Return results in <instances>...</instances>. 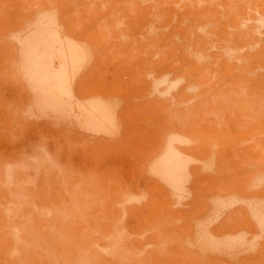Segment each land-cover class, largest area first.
<instances>
[{
  "label": "rangeland",
  "instance_id": "1",
  "mask_svg": "<svg viewBox=\"0 0 264 264\" xmlns=\"http://www.w3.org/2000/svg\"><path fill=\"white\" fill-rule=\"evenodd\" d=\"M263 211L264 0H0V264H264Z\"/></svg>",
  "mask_w": 264,
  "mask_h": 264
},
{
  "label": "bare ground",
  "instance_id": "2",
  "mask_svg": "<svg viewBox=\"0 0 264 264\" xmlns=\"http://www.w3.org/2000/svg\"><path fill=\"white\" fill-rule=\"evenodd\" d=\"M54 25V24H53ZM42 31V30H41ZM57 35H58V32L56 33ZM51 35V34H50ZM59 36V35H58ZM60 37V36H59ZM52 38V37H51ZM55 38H56V36H55ZM55 38H53V39H55ZM64 40H65V38L64 37H62ZM45 40H47V39H44V41ZM56 40V39H55ZM62 40V39H61ZM61 40H59V41H61ZM67 40H68V38H67ZM57 41V40H56ZM59 41H57V42H59ZM52 42H54V41H52ZM48 43V42H47ZM44 44L45 45H47L46 44V41L44 42ZM52 44V43H51ZM55 44V42L53 43V45ZM80 44V43H79ZM52 45V46H53ZM77 45V44H76ZM75 44H63V43H59L58 44V50H57V48H56V50L58 51H56L57 53H59L60 52V55L62 56V60L63 61H65V60H69L68 59V55L71 57H69L70 58V60L73 62V63H75V61L77 60V59H79V58H75L76 56L77 57H79L77 54H78V52H77V50L80 48V47H78V46H76ZM82 46V45H81ZM38 47V46H37ZM40 47H42V46H40ZM54 47V46H53ZM48 48H51V47H48ZM55 49V48H54ZM38 50H40V49H38ZM33 51V50H32ZM44 52L46 51L45 50V48H44V50H43ZM84 51H85V53L87 52L85 49H84ZM44 52H40V51H38L37 53H36V55L34 54V56L36 57L34 60L35 61H33L32 60V62H34V65L33 66H35V70L33 69V70H30V71H32V73H33V75H35L34 76V78H35V81H33L31 84H38V83H40V86H42L43 84V80L45 79V76H47V75H45L44 74V76H43V73H42V71H47V68H46V70H43V69H45V67L46 66H48V65H50V64H48V65H46V63L47 62H45V64L44 65H46L44 68H43V66L41 65V59H40V56H42V54L44 53ZM227 52V51H226ZM34 52H32V53H30V54H33ZM46 53V52H45ZM52 53V52H51ZM229 53V52H228ZM54 54H55V52H54ZM48 55V54H47ZM28 56V55H27ZM51 56H54V55H51ZM51 56L49 57V58H51ZM43 57H46V58H43V59H45V61L47 60V56H45V54H44V56ZM54 58V57H53ZM84 58V57H83ZM26 59V58H25ZM55 59V58H54ZM81 59H82V57H81ZM61 60V59H60ZM61 60V61H62ZM199 60V59H198ZM31 61V60H30ZM50 61L51 60H49L48 61V63H50ZM62 61V62H63ZM52 62V61H51ZM72 62H70V63H72ZM68 63V62H67ZM73 63H72V65H73ZM52 65V64H51ZM62 65V64H61ZM61 65H59V66H61ZM64 65H65V63H64ZM64 65H62V66H64ZM68 65H70V64H68ZM74 65H76V64H74ZM66 66V65H65ZM28 67V66H27ZM48 67H50L51 68V66H48ZM75 67V66H74ZM29 69H32V68H30V67H28ZM53 68V67H52ZM60 68V67H59ZM59 68H55V69H59ZM67 68V67H66ZM61 70H63L64 71V69L63 68H60ZM66 70H68V69H66ZM48 71H49V69H48ZM62 71V72H63ZM58 72V71H57ZM32 73H31V77L33 76L32 75ZM36 73V74H35ZM51 73H52V71H51ZM51 73H48V74H50L51 75ZM54 73H55V71H54ZM64 73H66V75H67V72H64ZM63 73V74H64ZM71 73V72H70ZM53 77H54V79H53ZM53 77H50V78H52V79H47L48 78V76H47V80H52V81H55L56 83H59V84H62V85H64L65 83H66V79H65V77L66 76H63L61 73H59V74H53ZM44 78V79H43ZM67 78V77H66ZM71 79V78H70ZM30 80H31V78H30ZM32 80H33V78H32ZM71 81V80H70ZM176 81V80H175ZM42 82V83H41ZM45 82H47V81H45ZM50 82L51 81H49V82H47V84L49 83L50 84ZM54 82V83H55ZM55 83V84H56ZM42 84V85H41ZM48 84V85H49ZM71 84H72V82H71ZM71 84H69V86H67L66 88H68V87H71L70 85ZM39 85V84H38ZM47 85V86H48ZM57 85V84H56ZM68 85V84H67ZM50 86H52V85H50ZM59 86V85H58ZM29 87L34 91V89L35 88H37L36 86H30V84H29ZM56 87V86H55ZM62 87V86H61ZM72 87H73V91H74V86H73V84H72ZM60 88V87H59ZM44 89V88H43ZM48 89V90H47ZM47 89H46V92L44 91V92H42L43 94L44 93H46L47 95H46V99H47V105L48 106H55L56 107V104H59L58 102H60V104H61V100H62V98L67 94L68 95V91L66 92V90H65V88H60L59 90H57V91H54V92H50V93H48L49 91H51L52 90V88H51V90H50V88H48L47 87ZM45 90V89H44ZM43 91V90H42ZM48 91V92H47ZM71 92H72V89H71ZM37 93V92H36ZM74 92H72V94H73ZM37 95V94H36ZM75 95H76V93H75ZM72 96V95H71ZM74 97V96H73ZM35 98V97H34ZM37 98V97H36ZM66 98H64V100H65ZM76 99V98H75ZM74 100V99H73ZM77 100V99H76ZM38 101V100H37ZM99 101V100H98ZM42 102H44V101H42ZM90 102V101H89ZM94 103H92V101H91V103L93 104L92 105V107L93 108H95L97 111H98V115H93V113H95V111L93 112V113H90V112H92L93 110L92 109H90V110H87L88 111V113H89V115H88V118H90L95 124H100L102 127H103V124H105V123H103V122H108V123H113L114 122V120H113V117L107 112V110H106V107H104L103 106V104H101V103H103L102 101H99V102H96L95 100L93 101ZM66 103V102H65ZM65 103H63V104H65ZM69 103V102H68ZM67 103V104H68ZM116 103V102H115ZM37 104V103H36ZM74 104H76V103H74ZM79 104V103H78ZM78 104H77V106H78ZM90 104V103H89ZM44 105H45V103H44ZM73 104H71V106H72ZM79 105H81V104H79ZM84 105V104H83ZM83 105H81V106H83ZM105 105V104H104ZM70 106V107H71ZM76 105H74L73 107H75ZM88 106V105H87ZM39 107V106H38ZM44 107H47V106H44ZM64 107V106H63ZM69 107V106H68ZM67 107V108H68ZM69 107V108H70ZM84 107H86V105L84 106ZM84 107H82V108H84ZM89 107V106H88ZM87 107V108H88ZM91 107V108H92ZM43 108V107H42ZM80 108V107H79ZM81 108V109H82ZM56 109V108H55ZM72 109V108H71ZM55 111V110H54ZM53 111V112H54ZM68 112V111H67ZM85 112H86V110H85ZM46 114H48V112H46ZM82 117H84L83 116V114H82ZM86 117V116H85ZM89 119V120H90ZM85 122V121H84ZM87 123V122H86ZM92 123V122H91ZM82 124V123H81ZM92 125V124H91ZM84 126V125H83ZM88 126V125H87ZM86 126V127H87ZM90 127H92V126H90ZM101 127V128H102ZM107 127V126H106ZM94 128V127H93ZM91 129V128H90ZM109 129V128H108ZM97 130V129H96ZM111 130V129H110ZM99 132V131H98ZM104 133V132H103ZM174 141V140H173ZM173 146V145H172ZM174 151L172 152V154L170 155V156H165L164 158H166L165 159V161H164V164H163V166H161L162 167V170H163V176L162 177H164V175L167 177V180H169V182L171 183V185H173L174 187L175 186H177V185H179L180 184V182L182 181V177H183V172H184V170L185 169H187L188 170V168H189V165H188V167H186V161L184 160V158H183V156H182V152H180L178 149H173ZM169 154V153H168ZM188 155L186 156V160L187 159H189V160H191L190 158H191V156H189L188 158ZM188 160V161H189ZM194 160V158L192 159V161ZM192 161H190V162H192ZM189 164V163H188ZM160 172V171H159ZM186 172H188V171H186ZM186 175H189L188 173H185ZM188 177V176H187ZM187 177H185V179L187 178ZM165 178V177H164ZM164 180V179H163ZM165 180H166V178H165ZM166 183H168V181L166 182ZM169 185V184H168ZM173 187V188H174ZM181 187H183V186H181ZM176 188H178V189H181V188H179V187H176ZM177 190V189H176ZM138 197V196H137ZM255 211V210H254ZM257 211H259V209L257 210ZM260 212V211H259ZM264 213V211L262 212V213H260V214H263ZM259 214V213H258ZM257 214H255V216H256ZM254 216V215H253ZM254 216V217H255ZM261 216V215H260ZM258 217V216H257ZM256 217V218H257ZM264 218V217H263ZM260 219V218H259ZM257 220H258V218H257ZM260 220H262V219H260ZM260 220H258V224H259V222H261V223H263L262 221H260ZM264 220V219H263ZM262 225V224H261ZM260 225V227H263V226H261ZM241 244V243H240Z\"/></svg>",
  "mask_w": 264,
  "mask_h": 264
}]
</instances>
